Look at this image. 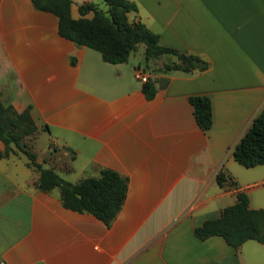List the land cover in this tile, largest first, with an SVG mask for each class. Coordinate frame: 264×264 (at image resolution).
Listing matches in <instances>:
<instances>
[{
	"label": "crops",
	"instance_id": "0c3cea01",
	"mask_svg": "<svg viewBox=\"0 0 264 264\" xmlns=\"http://www.w3.org/2000/svg\"><path fill=\"white\" fill-rule=\"evenodd\" d=\"M129 1L136 10L128 21L208 67L164 70L176 60L161 55L148 69L143 48L111 64L60 36L56 17L31 0H0V101L17 112L28 108L35 160L71 183L102 169L126 181L119 210L104 224L63 207L57 189L36 188L38 172L23 155L0 156V264H243L241 249L264 250L253 239L235 250L220 236L199 240L192 232L233 204L237 191L249 208H261L238 183L247 174L230 151L264 104V0ZM84 3L107 7L70 0L71 17L92 16L79 14ZM136 69L153 81L151 98ZM193 96L209 99L206 129L195 121ZM248 169L264 176V164ZM219 170L227 175L222 185Z\"/></svg>",
	"mask_w": 264,
	"mask_h": 264
},
{
	"label": "trees",
	"instance_id": "16d2710c",
	"mask_svg": "<svg viewBox=\"0 0 264 264\" xmlns=\"http://www.w3.org/2000/svg\"><path fill=\"white\" fill-rule=\"evenodd\" d=\"M37 10L53 14L57 19V32L60 36L99 52L103 61L117 64L125 62L138 44L143 45V58H157L161 55H173L176 62L165 64L164 70L176 69L183 72L203 71L208 63L195 54L183 53L176 49L161 46L158 35L140 21H128L126 14L135 11L136 6L129 0H102L106 10L97 8L93 3H84L78 7L83 15L92 12L90 18L70 15V0H31ZM147 98H151L155 88L152 80L142 86ZM193 115L199 128L206 129L211 122L210 102L207 97L189 98ZM36 131L28 108L20 112L0 101V141L4 150L0 156L19 153L24 156L25 164L38 172L34 182L36 188L48 192L57 189L63 207L77 212H87L104 224L115 216L126 192V181L117 172L102 169L97 177L81 178L71 183L62 179L50 168H43L35 160L29 138ZM235 162L248 168L264 164V104L231 148ZM227 175L219 170L215 181L222 185ZM193 235L199 240L217 235L233 249L253 239L264 243V209L248 207V198L243 191H237L235 202L220 210L219 216L204 220L193 228Z\"/></svg>",
	"mask_w": 264,
	"mask_h": 264
},
{
	"label": "rangeland",
	"instance_id": "374dc122",
	"mask_svg": "<svg viewBox=\"0 0 264 264\" xmlns=\"http://www.w3.org/2000/svg\"><path fill=\"white\" fill-rule=\"evenodd\" d=\"M107 9V7H106ZM105 9V10H106ZM143 48L142 44H138L136 49L131 53V56L141 53ZM166 56L165 58H167V60H170L171 58H173L174 60H176V58L173 55H169L166 54L164 55ZM149 61V62H148ZM146 64V68L151 69L153 60L152 58H150L149 60L144 61ZM235 166H237L238 168H240V170H242L245 174L244 177L239 178V184L240 185H246L244 186V188L247 190V193L249 194L250 198H251V202L253 203V205L259 206L261 208L264 209V176H255V175H251V172H253V169H248V168H244L240 165H238L237 163H233ZM252 243L258 245V243L251 241ZM258 257V258H264V250L263 251H253V252H248L245 249H241L240 251V258L242 260V263H245V258L246 257Z\"/></svg>",
	"mask_w": 264,
	"mask_h": 264
},
{
	"label": "built area",
	"instance_id": "2783aa9c",
	"mask_svg": "<svg viewBox=\"0 0 264 264\" xmlns=\"http://www.w3.org/2000/svg\"><path fill=\"white\" fill-rule=\"evenodd\" d=\"M134 77H135L137 80L141 81V82H145V81L147 80V76L144 75V74H142V72H141L139 69H136V70L134 71Z\"/></svg>",
	"mask_w": 264,
	"mask_h": 264
}]
</instances>
